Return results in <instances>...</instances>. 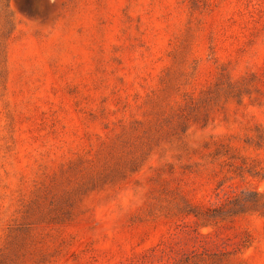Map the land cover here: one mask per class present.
<instances>
[{"label": "rangeland", "instance_id": "obj_1", "mask_svg": "<svg viewBox=\"0 0 264 264\" xmlns=\"http://www.w3.org/2000/svg\"><path fill=\"white\" fill-rule=\"evenodd\" d=\"M0 264H264V0H0Z\"/></svg>", "mask_w": 264, "mask_h": 264}]
</instances>
